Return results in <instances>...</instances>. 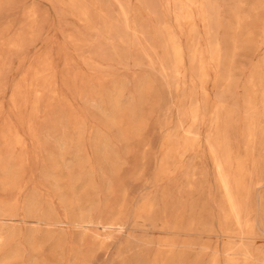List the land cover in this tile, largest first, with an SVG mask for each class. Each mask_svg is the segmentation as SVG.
Segmentation results:
<instances>
[{
	"label": "rangeland",
	"instance_id": "rangeland-1",
	"mask_svg": "<svg viewBox=\"0 0 264 264\" xmlns=\"http://www.w3.org/2000/svg\"><path fill=\"white\" fill-rule=\"evenodd\" d=\"M0 264H264V0H0Z\"/></svg>",
	"mask_w": 264,
	"mask_h": 264
},
{
	"label": "bare ground",
	"instance_id": "bare-ground-1",
	"mask_svg": "<svg viewBox=\"0 0 264 264\" xmlns=\"http://www.w3.org/2000/svg\"><path fill=\"white\" fill-rule=\"evenodd\" d=\"M212 54H213V53H212ZM211 60H212V59H211ZM222 181H223V180H222ZM221 183H222V182H221ZM222 184H223V183H222ZM222 184H221V185H222ZM224 184H226V183H225V180H224ZM225 186H226V185H225ZM228 196L230 197V194H229ZM230 199H231V198H229L228 200H230ZM229 202H230V201H229ZM233 202H234V201H233ZM231 203H232V202H231ZM231 203H230V204H231ZM231 205H232V204H231ZM230 207H231V206H230ZM234 207H235V206H234Z\"/></svg>",
	"mask_w": 264,
	"mask_h": 264
}]
</instances>
